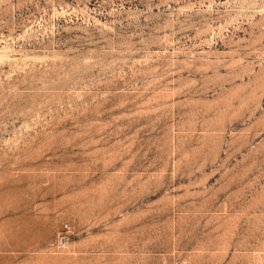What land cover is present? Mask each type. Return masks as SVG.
Wrapping results in <instances>:
<instances>
[{"label":"rangeland","instance_id":"rangeland-1","mask_svg":"<svg viewBox=\"0 0 264 264\" xmlns=\"http://www.w3.org/2000/svg\"><path fill=\"white\" fill-rule=\"evenodd\" d=\"M0 264H264V0H0Z\"/></svg>","mask_w":264,"mask_h":264}]
</instances>
